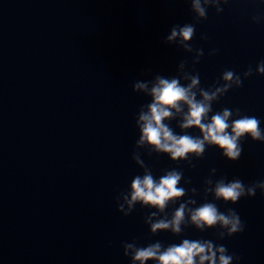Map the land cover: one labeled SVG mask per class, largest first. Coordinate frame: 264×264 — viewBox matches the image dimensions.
I'll return each instance as SVG.
<instances>
[{
  "label": "water",
  "instance_id": "obj_1",
  "mask_svg": "<svg viewBox=\"0 0 264 264\" xmlns=\"http://www.w3.org/2000/svg\"><path fill=\"white\" fill-rule=\"evenodd\" d=\"M221 7L219 14L209 7L207 19L196 24L191 43L204 56L193 66L194 53L163 42L173 25L195 23L190 0H0V264H131L122 242L167 246L184 238L223 244L242 257L240 264H264L259 189L235 205L216 201L245 223L243 233L224 240L215 230L193 227L181 236H152L144 217L155 209L136 205L127 217L117 211L116 196L143 174L132 159L135 118L151 97L133 92L134 81L176 76L187 60L186 70L198 72L207 88L224 70L242 74L251 66L254 74L213 110L239 108L264 128V75L255 74L264 60V20L251 19L264 16V0H229ZM213 48L218 52L210 56ZM242 146L235 162L210 147L193 160L194 169L140 152L157 178L180 168L192 181L181 186L198 190L199 205L212 168L213 180L264 181V143L246 138Z\"/></svg>",
  "mask_w": 264,
  "mask_h": 264
},
{
  "label": "clouds",
  "instance_id": "obj_2",
  "mask_svg": "<svg viewBox=\"0 0 264 264\" xmlns=\"http://www.w3.org/2000/svg\"><path fill=\"white\" fill-rule=\"evenodd\" d=\"M228 3L229 0H190L195 23L173 25L163 42L186 53H194L191 63L195 66L204 56V49L194 48L191 43L196 37V24L207 19L209 7L219 14L224 11L221 5ZM251 19L259 24L264 16L256 14ZM200 39L207 41L208 36L201 34ZM217 52L218 49L213 48L209 55ZM187 64V60L178 64L176 76L157 74L151 80H136L132 85L133 92L151 97L150 103L140 106L135 118L139 138L135 142L132 159L143 174L135 175L128 190L116 196L117 211L127 217L136 205L155 209L144 217L152 236L160 232L181 236L186 228L193 227L201 233L215 230L216 239L224 240L243 233L245 223L234 208L227 207L221 211L216 201L235 205L242 198L254 197L258 189L264 196V181L246 185L236 177L230 181L223 176L213 180L217 170L212 168L203 182V202L197 205L195 197L199 195L198 190L181 186L182 180L185 185L192 181L190 177L185 179L180 168L165 169L157 178L141 158L140 150L143 149L149 157L153 154L167 155L173 163L179 165L183 162L194 169L193 160L202 159L210 147L218 149L228 161L235 162L242 155V142L246 138L264 143V128L258 117L242 114L239 108L213 110V104L219 103L230 90L243 86V80L254 74L253 68L249 66L242 74L224 70L218 81L204 88L201 87L199 73L186 70ZM255 74L264 75V60L257 63ZM172 121H177L176 127L181 130L179 134L171 126ZM191 129H197L199 135L190 134ZM209 195L212 196L211 201L207 199ZM177 203L178 207L169 213L168 209ZM121 246L123 255L131 260V264H148L149 261L155 264H240L242 259L240 255L229 252L227 246L211 239L184 238L167 246L159 240L139 246L133 240L122 242Z\"/></svg>",
  "mask_w": 264,
  "mask_h": 264
}]
</instances>
